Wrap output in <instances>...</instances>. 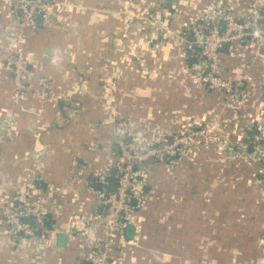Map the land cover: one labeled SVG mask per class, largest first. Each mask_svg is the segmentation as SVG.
Listing matches in <instances>:
<instances>
[{"label": "crops", "instance_id": "obj_1", "mask_svg": "<svg viewBox=\"0 0 264 264\" xmlns=\"http://www.w3.org/2000/svg\"><path fill=\"white\" fill-rule=\"evenodd\" d=\"M206 2L49 0L22 43L31 61L19 103L11 57L0 52V264L86 260L103 229L93 219L100 192L119 164V120L158 147L185 123L209 128L210 137L179 159L144 163L138 228H122L113 264H264V159L235 155L251 151L253 128L264 145V50L256 54L246 40L221 49L237 102L208 88L192 44ZM15 3L0 0V37ZM36 176L53 223L30 239L12 232L2 209Z\"/></svg>", "mask_w": 264, "mask_h": 264}, {"label": "built area", "instance_id": "obj_2", "mask_svg": "<svg viewBox=\"0 0 264 264\" xmlns=\"http://www.w3.org/2000/svg\"><path fill=\"white\" fill-rule=\"evenodd\" d=\"M48 4L49 0H16L11 29L0 37V52L11 57L15 103L21 101L26 89V79L30 75L31 58L22 48V43L29 30L36 28L37 17L47 16ZM201 19L202 23L196 27L192 41L199 51L201 75L208 88L219 91L228 101L237 102L239 88L221 69V49L225 43L230 45L246 40L253 42L256 54L264 50V0H227L224 6L220 5V0H207ZM118 122L114 140L120 159L113 171L117 176V186L113 191L100 192L101 211L95 214L93 219L103 229L95 244H89L84 252L86 260L91 264H113L111 254L118 243L122 228L127 224H133L138 228L135 211L144 200L140 177L144 174L142 170L144 163L154 160L166 164L179 159L195 144L206 142L210 137L209 128L199 126L198 123H185L183 128L171 132L170 140L165 138L163 146L158 147L149 141H146V144L138 139L135 133L127 129L128 123L125 121ZM9 127L5 128L4 137L13 139L14 132ZM245 144L247 143L241 142L238 145L241 147ZM247 145H250L251 151L243 150L235 155L240 153L239 157L248 155L264 159L261 132L253 134ZM231 153L234 155V152ZM134 166L141 169L136 170ZM262 176L264 200V175ZM39 181L41 182L36 176L35 182L24 183L23 193L17 198L18 202L2 209L12 232L22 233L30 239H38L39 236L33 226L23 218L34 216L40 222L42 216L47 213L46 207L49 204L38 186ZM24 195L31 196V201L21 199Z\"/></svg>", "mask_w": 264, "mask_h": 264}, {"label": "trees", "instance_id": "obj_3", "mask_svg": "<svg viewBox=\"0 0 264 264\" xmlns=\"http://www.w3.org/2000/svg\"><path fill=\"white\" fill-rule=\"evenodd\" d=\"M254 129V128H253ZM251 130L249 132V139H251L252 135L255 134L257 132L256 129ZM171 139V136H168V140ZM116 145V144H115ZM117 153H119L118 147H117ZM149 161H154V160H149ZM168 163V162H166ZM136 170H139L141 168H139V166H134ZM143 168V167H142ZM92 185H94L96 188H99L101 186H104L107 190V192L109 191H113L116 189L117 186V176L115 172H112L108 177H107V183L106 184H101V183H97L96 182V178H92ZM38 186L40 188H43V184H38ZM24 221L29 222L33 228L35 229L36 233L39 235V233H41L42 228H51L52 227V223H53V219L52 216L47 212L45 213L42 218L40 219V222L36 220V218L34 216H29V217H24L23 218ZM19 234V233H18ZM80 264H91V262H89L88 260H84L82 261Z\"/></svg>", "mask_w": 264, "mask_h": 264}, {"label": "water", "instance_id": "obj_4", "mask_svg": "<svg viewBox=\"0 0 264 264\" xmlns=\"http://www.w3.org/2000/svg\"><path fill=\"white\" fill-rule=\"evenodd\" d=\"M40 17L41 16H39L38 19H40ZM225 47H228V44L227 43L223 44L222 49L225 48ZM49 54H50L49 50L46 49L45 50V56H44V58L47 59V57L49 56ZM132 203H134V200H132ZM127 227H129V225H127Z\"/></svg>", "mask_w": 264, "mask_h": 264}, {"label": "rangeland", "instance_id": "obj_5", "mask_svg": "<svg viewBox=\"0 0 264 264\" xmlns=\"http://www.w3.org/2000/svg\"><path fill=\"white\" fill-rule=\"evenodd\" d=\"M119 121H121V120H119ZM143 138H144V137H143ZM261 174L264 175V171H261ZM261 177L263 178V176H261ZM2 217H3L2 219H4V221L7 223V221H6V219H5V217H4L3 214H2Z\"/></svg>", "mask_w": 264, "mask_h": 264}]
</instances>
